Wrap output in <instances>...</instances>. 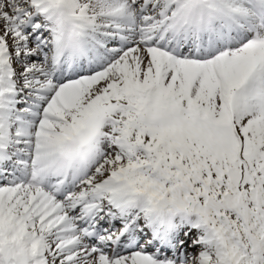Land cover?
Returning a JSON list of instances; mask_svg holds the SVG:
<instances>
[{
	"label": "snow or ice",
	"instance_id": "1",
	"mask_svg": "<svg viewBox=\"0 0 264 264\" xmlns=\"http://www.w3.org/2000/svg\"><path fill=\"white\" fill-rule=\"evenodd\" d=\"M0 264H264V0H0Z\"/></svg>",
	"mask_w": 264,
	"mask_h": 264
}]
</instances>
